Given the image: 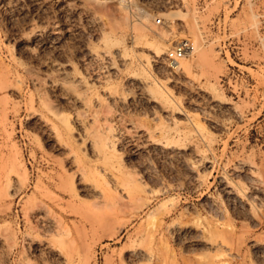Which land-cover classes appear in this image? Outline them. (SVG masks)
I'll list each match as a JSON object with an SVG mask.
<instances>
[{
    "label": "rangeland",
    "instance_id": "obj_1",
    "mask_svg": "<svg viewBox=\"0 0 264 264\" xmlns=\"http://www.w3.org/2000/svg\"><path fill=\"white\" fill-rule=\"evenodd\" d=\"M120 1L0 0V264H264V0Z\"/></svg>",
    "mask_w": 264,
    "mask_h": 264
},
{
    "label": "built area",
    "instance_id": "obj_2",
    "mask_svg": "<svg viewBox=\"0 0 264 264\" xmlns=\"http://www.w3.org/2000/svg\"><path fill=\"white\" fill-rule=\"evenodd\" d=\"M161 20L158 18L156 24H159ZM194 44L191 40L184 38L177 42L176 45L171 47L166 52V59L171 66H176L180 59L190 56L194 52Z\"/></svg>",
    "mask_w": 264,
    "mask_h": 264
},
{
    "label": "bare ground",
    "instance_id": "obj_3",
    "mask_svg": "<svg viewBox=\"0 0 264 264\" xmlns=\"http://www.w3.org/2000/svg\"><path fill=\"white\" fill-rule=\"evenodd\" d=\"M121 3V5L120 6H123L124 7V5H123V2H124V0H121L120 1ZM126 9V8H125ZM138 13H139V11H138ZM140 15V17L142 18V19H144V20H152L153 18L150 16V15H148V14H142V13H140L139 14ZM156 20L157 19H154V22L156 23ZM177 66V67H176ZM176 66H173V68L174 67H176L175 69H184V70H189V66H188V63H187V59H186V57H184V58H182V59H180L179 60V62H178V64L176 65ZM23 168H24V166H23Z\"/></svg>",
    "mask_w": 264,
    "mask_h": 264
}]
</instances>
